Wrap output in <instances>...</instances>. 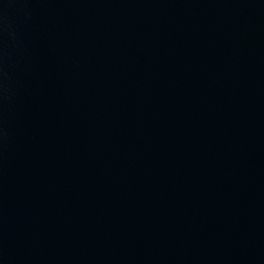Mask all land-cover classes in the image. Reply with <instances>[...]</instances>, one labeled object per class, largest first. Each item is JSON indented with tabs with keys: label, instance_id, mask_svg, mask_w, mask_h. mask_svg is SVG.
<instances>
[{
	"label": "water",
	"instance_id": "obj_1",
	"mask_svg": "<svg viewBox=\"0 0 264 264\" xmlns=\"http://www.w3.org/2000/svg\"><path fill=\"white\" fill-rule=\"evenodd\" d=\"M63 264H264V0H92Z\"/></svg>",
	"mask_w": 264,
	"mask_h": 264
}]
</instances>
